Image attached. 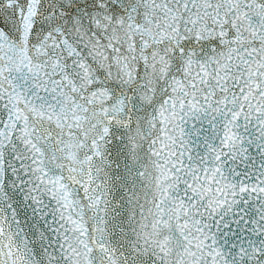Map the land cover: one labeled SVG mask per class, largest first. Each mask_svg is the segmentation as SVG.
<instances>
[{"label":"snow or ice","instance_id":"1","mask_svg":"<svg viewBox=\"0 0 264 264\" xmlns=\"http://www.w3.org/2000/svg\"><path fill=\"white\" fill-rule=\"evenodd\" d=\"M0 264H264V0H0Z\"/></svg>","mask_w":264,"mask_h":264}]
</instances>
